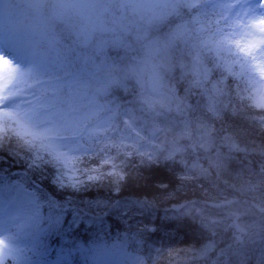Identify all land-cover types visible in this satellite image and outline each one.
<instances>
[{"label": "trees", "instance_id": "trees-1", "mask_svg": "<svg viewBox=\"0 0 264 264\" xmlns=\"http://www.w3.org/2000/svg\"><path fill=\"white\" fill-rule=\"evenodd\" d=\"M206 1L104 0L123 29L96 30L90 46L52 27L63 53L92 70L84 78L101 80L83 89L128 106L145 137L157 130L156 144L130 141L110 119L96 152L66 165L25 126L0 123V180L38 196V237L53 256L67 251L76 264L84 248L119 241L145 264H264V109L208 51L218 15ZM150 70L161 78L157 98L140 84Z\"/></svg>", "mask_w": 264, "mask_h": 264}, {"label": "rangeland", "instance_id": "rangeland-1", "mask_svg": "<svg viewBox=\"0 0 264 264\" xmlns=\"http://www.w3.org/2000/svg\"><path fill=\"white\" fill-rule=\"evenodd\" d=\"M212 8L221 16L218 35L209 42L223 69L242 79L248 85L247 93L259 107H264V0H213ZM59 41L49 33L38 59V69L12 63L0 78V118L14 117L28 121L36 137L45 139L56 152L60 162L69 164L71 158L90 150L88 142L98 137L99 130L107 125L111 113L97 97L87 92L72 90L71 103L63 105L59 100L65 87L74 88L83 76L73 71L70 77L55 81L54 90L43 97L32 91L34 80L51 75L63 64L59 55ZM32 53V52H31ZM39 70V71H38ZM72 70L64 67L63 71ZM68 83V84H67ZM158 88V79L151 83ZM86 101L81 110L74 104ZM99 172H88L95 178ZM74 175L70 174L69 179ZM40 210L35 196L16 182L0 185V264H47L48 257L39 249L38 241L30 229L37 225ZM118 244L95 245L84 259V264H99L106 258L107 264H142L140 259L123 252ZM127 252V251H126ZM121 259L114 261V255ZM131 254V253H130ZM106 256L110 258L107 259ZM58 264L55 260L52 262Z\"/></svg>", "mask_w": 264, "mask_h": 264}, {"label": "clouds", "instance_id": "clouds-1", "mask_svg": "<svg viewBox=\"0 0 264 264\" xmlns=\"http://www.w3.org/2000/svg\"><path fill=\"white\" fill-rule=\"evenodd\" d=\"M106 11L104 0H0V38L39 56L54 25L87 31Z\"/></svg>", "mask_w": 264, "mask_h": 264}, {"label": "bare ground", "instance_id": "bare-ground-1", "mask_svg": "<svg viewBox=\"0 0 264 264\" xmlns=\"http://www.w3.org/2000/svg\"><path fill=\"white\" fill-rule=\"evenodd\" d=\"M22 48H24V47H22ZM24 49H26V48H24ZM0 58H2V59H0V76H1L2 73L4 72L5 68L6 69H9V68L12 67L11 64L14 63V60H12L11 57H9L8 55H6L5 52L4 51H1V50H0ZM5 60L8 61V63H5L4 62ZM0 86H1V82H0ZM106 257H107V259L110 258L109 256H106ZM120 259H121V257L118 254H115L114 255V261L115 262H118L119 263V260ZM101 260L104 262L103 264H107L108 263V261L106 260V258H102ZM99 264H102V262L100 261Z\"/></svg>", "mask_w": 264, "mask_h": 264}, {"label": "snow or ice", "instance_id": "snow-or-ice-1", "mask_svg": "<svg viewBox=\"0 0 264 264\" xmlns=\"http://www.w3.org/2000/svg\"><path fill=\"white\" fill-rule=\"evenodd\" d=\"M0 59H2V58H0ZM5 63H8V61H4ZM0 248H3V242L2 241H0Z\"/></svg>", "mask_w": 264, "mask_h": 264}]
</instances>
